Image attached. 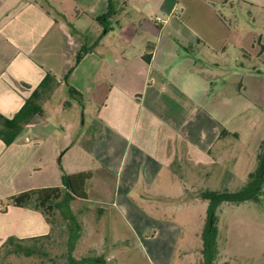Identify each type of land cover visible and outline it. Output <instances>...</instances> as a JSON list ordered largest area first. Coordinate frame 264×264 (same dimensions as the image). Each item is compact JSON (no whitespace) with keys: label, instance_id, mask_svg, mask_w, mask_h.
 Masks as SVG:
<instances>
[{"label":"crops","instance_id":"crops-1","mask_svg":"<svg viewBox=\"0 0 264 264\" xmlns=\"http://www.w3.org/2000/svg\"><path fill=\"white\" fill-rule=\"evenodd\" d=\"M109 1L0 0V116L14 119L36 92L44 111L12 144L0 137V251L9 238L52 232L43 212L9 206V197L64 188L65 176L90 172L88 198L76 201L118 207L137 231L162 240L150 248L155 262L172 264L184 229L165 211L184 191L179 167L208 177L219 159L217 174L229 183L222 190L235 182L239 157L226 148L239 137L220 135L239 133L212 113L221 107L210 96L211 69L214 59H228L229 46L245 56L238 12L264 13V0H121L117 16L100 22ZM251 41L264 54L263 28ZM83 47L89 51L68 79L86 100L70 108L82 113L74 138L69 121L53 126L51 111L69 110L65 76ZM48 75L55 82L40 90ZM258 164L257 156L253 171ZM10 260L0 255V264Z\"/></svg>","mask_w":264,"mask_h":264},{"label":"rangeland","instance_id":"rangeland-1","mask_svg":"<svg viewBox=\"0 0 264 264\" xmlns=\"http://www.w3.org/2000/svg\"><path fill=\"white\" fill-rule=\"evenodd\" d=\"M248 12L246 7L238 12V17H241L238 24L241 30L238 33L242 36L243 47L249 53L242 56L239 49L229 46L226 49L228 59L213 60L211 75L214 77L210 79V96L221 107L219 111L212 110V113L228 129L239 133V139H232L226 148L228 154L239 157L238 165L233 168L235 182L229 186L233 192L247 184L248 173L254 170L256 158L262 153L264 145V54L258 55L262 48L253 49L251 41L261 28L264 29V13L257 15ZM226 15L224 17L229 19ZM60 97L63 96L58 94L55 97L54 105ZM55 109L51 111L53 126H57L59 121H69L75 138L77 131L82 128V113L69 109L63 115H55ZM232 163L229 161L226 164L227 169L232 168ZM219 168L218 159L208 177L202 168L180 166L177 171V179H180L184 191L175 199L185 196L186 201L165 211V214H173L170 217L184 229L172 264H205L202 236L209 203L194 197L199 192L211 189L221 191L229 185L226 177L221 179L217 174ZM95 186L91 185V193ZM177 193L179 191H175ZM158 201L162 204L169 202L165 196H158ZM72 208L83 229L82 238L73 253L76 259L96 256L105 258L109 264H158L150 248L157 244L159 246L162 240L153 241L150 232L143 235L137 231L118 207L78 200L72 203ZM216 215L218 255L215 264L264 263V196L255 203L247 202L239 206L223 204ZM54 220L52 238L38 244L28 243L27 247L34 249L35 253L28 258L23 255L10 256L11 263L69 264L68 223L59 212ZM148 237L153 242H148Z\"/></svg>","mask_w":264,"mask_h":264},{"label":"trees","instance_id":"trees-1","mask_svg":"<svg viewBox=\"0 0 264 264\" xmlns=\"http://www.w3.org/2000/svg\"><path fill=\"white\" fill-rule=\"evenodd\" d=\"M124 4V3H123ZM121 0H110L109 10L107 14L99 21L103 22L112 19L117 16L120 11V7L123 5ZM88 49L83 47L77 54L73 68L65 76L67 82L66 87L69 94V100L65 102L66 109H70L73 103H77L82 108L85 106V97L74 87L68 84V79L72 74L74 68L80 63L82 58ZM55 82L53 76L48 75L42 82L40 90L44 89L47 85ZM38 92L35 93V97L28 100L21 110V112L12 120H8L3 116H0V123L3 124L4 133L0 130V137L3 138L7 145L14 142L21 126L27 123L34 115H43L42 108L34 104V100L38 96ZM13 130L16 134L10 139L7 138L6 132ZM232 136L238 138L237 133H232L227 129H222L221 138ZM259 164L255 171L248 175L247 184L238 191H230L228 189L222 191L206 190L199 192L194 197L203 202L209 203L207 212V223L203 232V254L205 258V264H215L218 255L217 249V236H218V218L216 212L223 204L241 205L247 202H259L260 198L264 196V145L262 147V153L258 156ZM92 178V173H78L74 175L65 176L64 188H43L35 189L27 192H23L18 195H14L8 198L7 202L9 206L17 208H33L37 211H41L45 214L47 222L52 225V232L49 236L42 238H34L31 240H19L16 238H9L3 245L0 255L5 262L8 261L10 256L31 257L35 252L34 249L27 247L28 243H42L45 240L52 238L55 231L56 213L59 212L63 219L67 221L69 228V237L67 241V260L69 264H109L103 257L87 256L81 259H76L73 253L76 250V246L79 240L82 238L83 229L79 221L77 220L74 212L71 208V204L77 199H87V185ZM185 196H182L174 200L175 205L185 203Z\"/></svg>","mask_w":264,"mask_h":264}]
</instances>
